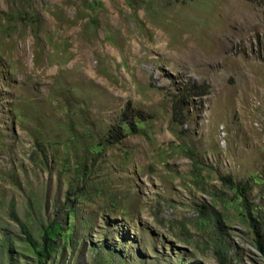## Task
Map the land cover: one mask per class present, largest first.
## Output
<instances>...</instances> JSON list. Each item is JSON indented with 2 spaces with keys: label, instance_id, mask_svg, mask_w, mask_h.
I'll use <instances>...</instances> for the list:
<instances>
[{
  "label": "rangeland",
  "instance_id": "374dc122",
  "mask_svg": "<svg viewBox=\"0 0 264 264\" xmlns=\"http://www.w3.org/2000/svg\"><path fill=\"white\" fill-rule=\"evenodd\" d=\"M257 240L264 0H0V264H264Z\"/></svg>",
  "mask_w": 264,
  "mask_h": 264
},
{
  "label": "trees",
  "instance_id": "16d2710c",
  "mask_svg": "<svg viewBox=\"0 0 264 264\" xmlns=\"http://www.w3.org/2000/svg\"><path fill=\"white\" fill-rule=\"evenodd\" d=\"M195 88L201 89V87L195 86V85H188L186 88H184V87L182 88V90H183L182 94L179 97V99H177V103L175 105L178 110H182L185 107L186 102L189 100V96L195 92V90H196ZM130 125L132 126V124H130ZM121 136H122L121 130L118 128H113L109 132L108 138L114 142H118V140H120ZM223 180L226 181L231 187H233L232 180L229 177H225ZM236 189H237L238 193L240 194V196L243 198V203H245L246 200H245L244 193L246 191V186L245 187L237 186ZM245 205H246V203H245ZM251 226L254 227V224H252ZM21 229H22V232L25 234L26 239L30 243H32L31 236H30L29 232L27 231V229L23 225L21 226ZM257 246H258L259 251L261 252L263 259H264V246L259 242V240H257ZM37 255L39 256L38 262L40 264H44V262H42V260L44 261V258H46V256H47L46 248L44 247L43 249L38 251Z\"/></svg>",
  "mask_w": 264,
  "mask_h": 264
}]
</instances>
